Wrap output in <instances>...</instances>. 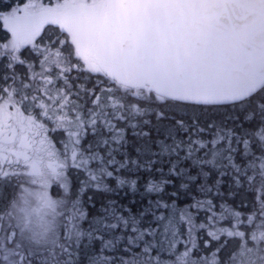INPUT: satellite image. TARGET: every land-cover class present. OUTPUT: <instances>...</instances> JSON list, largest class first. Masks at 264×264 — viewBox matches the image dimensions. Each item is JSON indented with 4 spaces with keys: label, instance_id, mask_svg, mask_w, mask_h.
Listing matches in <instances>:
<instances>
[{
    "label": "snow or ice",
    "instance_id": "obj_1",
    "mask_svg": "<svg viewBox=\"0 0 264 264\" xmlns=\"http://www.w3.org/2000/svg\"><path fill=\"white\" fill-rule=\"evenodd\" d=\"M0 264H264V0H0Z\"/></svg>",
    "mask_w": 264,
    "mask_h": 264
}]
</instances>
